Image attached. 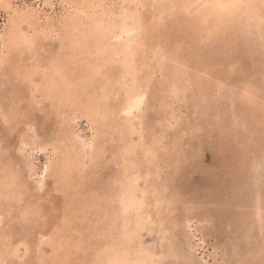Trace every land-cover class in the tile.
<instances>
[{
    "label": "rangeland",
    "instance_id": "374dc122",
    "mask_svg": "<svg viewBox=\"0 0 264 264\" xmlns=\"http://www.w3.org/2000/svg\"><path fill=\"white\" fill-rule=\"evenodd\" d=\"M97 2L0 0V264H264V0Z\"/></svg>",
    "mask_w": 264,
    "mask_h": 264
},
{
    "label": "bare ground",
    "instance_id": "6f19581e",
    "mask_svg": "<svg viewBox=\"0 0 264 264\" xmlns=\"http://www.w3.org/2000/svg\"><path fill=\"white\" fill-rule=\"evenodd\" d=\"M104 1L105 0H98V4H97V6L98 7H101V6H103L104 4ZM185 1V0H184ZM191 2L190 3H188L189 4V6H188V8H190L191 6L190 5H195V7L197 8V10L196 11H198L199 10V8H198V5H200V7L202 6V7H204V6H206L205 8L207 9H204V11H205V15H204V17H205V21L208 19V18H212V19H215L214 21H215V24L217 25V23H218V21H219V23H218V25L220 24V22H229L230 24H231V22L230 21H234V19L236 18V17H238L239 19H242L243 21L245 20L246 22L247 21H251V19L252 18H255L256 16L258 17V16H260V18H262L263 17V15L261 16V15H259V12H257V11H254L253 9L254 8H258V4H256V3H254V0H190ZM145 4H147V2L146 3H143L142 5H145ZM247 5H250L252 8H250L251 10H249L246 6ZM89 7L91 6V7H94V6H96L94 3L93 4H91V5H88ZM77 7V6H76ZM84 7V8H83ZM86 6H82V7H78V8H80V10L81 11H83V15L84 16H86L87 15V18L90 20V22L89 23H87V22H85V23H87V24H90L89 25V29H91V30H93V31H95L96 33L97 32H102V33H104L105 32V30L106 31H108L109 32V34L110 35H115V36H119V35H122V33L120 32V33H116L115 32V29H114V31H112L111 30V28L113 29V27H110V29H108V26L107 27H105V26H103L104 25V18H103V14H99V16L98 17H96V13L97 12H93L92 11V13L89 15L87 12H88V10L85 8ZM82 8V9H81ZM88 8V7H87ZM187 8V9H188ZM9 9V8H8ZM93 10V9H92ZM243 10L245 11V13L243 12ZM255 10H257V9H255ZM87 11V12H86ZM189 11H191V10H189ZM234 11H238V12H243L244 14L243 15H240V16H238V14L237 13H235ZM199 12V11H198ZM30 13V12H29ZM32 13V15H34L33 14V12H31ZM30 13V14H31ZM191 14V13H190ZM223 15H224V17H223ZM220 18H222V20H220ZM18 19V18H17ZM88 19H86V20H88ZM263 19V18H262ZM241 20V21H242ZM216 21H217V23H216ZM15 23H18L19 24V21L17 20ZM83 23H84V21H83ZM110 24V23H109ZM142 24V23H141ZM226 24H228V23H226ZM111 25V24H110ZM20 26V25H19ZM19 26H18V28H19ZM31 26V25H30ZM127 26V25H126ZM118 28V27H117ZM138 29V28H137ZM17 30V32L15 31V32H13L14 30H12V32H10V34H7L6 36H5V38L3 37V38H1V43H2V46H1V48H0V62L4 59L3 58V51L6 49V48H11V44H13L15 41H17L16 39L14 40V42L12 41L13 40V37L15 36V37H17L16 35H18V40L22 37V34L18 31V29H16ZM88 30V29H87ZM124 31V30H123ZM87 33V32H86ZM85 34V33H84ZM13 35V36H12ZM91 35V34H90ZM77 37V36H76ZM80 37H81V39L83 40V38H82V35L80 34ZM95 37V36H94ZM237 37V36H236ZM78 38H79V35H78ZM78 38H76L77 40H73V43H75V44H77L76 46H77V49L76 50H74V51H72L71 52V54L69 55V57H73V58H75L76 60H75V62H77V61H79V63H81V65H86V66H88L89 65V63H91V62H88V57H85L86 56V52H89V49H87V51L85 52V50H86V48H87V45H86V47H85V49L84 48H82V46H81V44H80V39L78 40ZM84 39H86V36L84 37ZM83 42V41H82ZM103 43V42H102ZM86 44V43H85ZM80 50V51H79ZM181 51V50H180ZM115 52V51H114ZM103 53V52H102ZM116 53V52H115ZM115 53H113V54H115ZM88 54V53H87ZM112 54V53H111ZM85 55V56H84ZM91 55V54H90ZM92 56V55H91ZM101 56V55H100ZM85 58V59H84ZM93 61V60H92ZM179 61V60H178ZM54 62V64H52L51 66H50V68H51V70H50V72H49V80H51L52 78H54L56 81H61L60 79H61V77H63V78H65L64 77V73L62 74L61 72H59V70H60V68H61V65L60 64H56V62L55 61H53ZM58 65H60V66H58ZM92 65H94V64H92ZM96 65V64H95ZM35 67H37V66H35ZM90 67H92V66H90ZM99 68H101V66H99ZM25 69V68H24ZM93 69H94V67H93ZM97 69H95V71H96ZM101 70V69H100ZM99 70V71H100ZM89 71V70H88ZM20 73V72H19ZM89 73V72H88ZM96 73V72H95ZM100 74V73H99ZM101 74H102V72H101ZM51 76H52V78H51ZM67 76H69V75H67ZM58 78H60V79H58ZM49 80H47V81H45V82H48V83H45L44 84V86H47L48 84H49V86H54V85H52V82L51 81H55V80H51V81H49ZM55 81V82H56ZM51 82V83H50ZM65 82H71L70 81V77H68V78H65L64 79V82H63V80L61 81V84L62 85H64V84H66ZM34 83V89L33 90H37V87H39V86H36V82H33ZM70 84V83H69ZM60 85V84H59ZM42 87V88H45V90H46V92L48 93V98L51 100V103H52V101H53V103H54V99H57V97H55L54 96V98H52V96H51V94L49 95V93H51L50 92V90H49V88L51 89L52 87ZM69 86V85H68ZM246 89V88H245ZM249 91V90H248ZM56 94L57 95H59L60 96V94H59V90L58 91H56ZM140 94V93H139ZM141 96H140V100L136 103V104H132V105H130V104H128L127 105V107H126V111L129 113V114H134L135 113V111H138L139 109H140V107H141V105H142V103H143V94L141 93L140 94ZM56 102V101H55ZM2 107L0 106V110H2L1 109ZM54 108V107H53ZM73 114V113H72ZM77 115V114H76ZM86 118V117H85ZM89 118V117H88ZM78 120V117L77 116H72V118H71V120H70V123H71V125H72V127H73V129H72V132H73V135L74 136H72L73 137V139L75 140V139H77L79 142H80V146L82 145L83 147V149H85L84 148V146L85 147H87L88 146V144H89V142L84 138V136L82 135V133H80L78 130H76L75 129V126L77 125V124H75V122ZM90 120V119H89ZM34 133H37L36 131L34 132ZM84 133V132H83ZM39 138V137H38ZM92 138V137H91ZM36 139V138H35ZM69 141V140H68ZM73 141V140H72ZM34 142H35V140H34ZM32 142V146H30V149H31V152L30 153H32V156H34L33 154L35 153V155H36V152H42V150H39L38 149V144L35 142ZM72 143V142H71ZM56 147V146H55ZM82 148L80 147V149L82 150ZM59 149V148H58ZM79 149V148H78ZM52 152V151H51ZM55 153V152H54ZM56 154V153H55ZM78 154V153H77ZM51 156V155H50ZM54 156V155H53ZM68 156V155H67ZM60 157V156H59ZM56 158V157H55ZM57 159V158H56ZM58 161V160H57ZM29 162V161H28ZM32 162V161H31ZM31 162L29 163V173L31 174V177H32V175L34 174L33 172V169H31V168H33V166H34V164L32 163L31 164ZM48 172H49V167H48V165L46 164L45 166H44V168H43V171H41V174L39 175H37V179H38V185L40 186V187H43V183L46 181V176L48 175ZM64 172V171H63ZM35 175V174H34ZM34 178V177H33ZM80 191H81V189H80ZM32 196V195H31ZM135 200V199H134ZM13 220H14V218H13ZM1 221V220H0ZM6 223L4 222V225H5ZM6 235V234H5ZM42 259V258H41ZM22 264H26L25 262H23Z\"/></svg>",
    "mask_w": 264,
    "mask_h": 264
}]
</instances>
